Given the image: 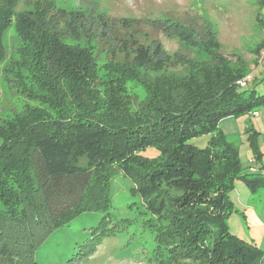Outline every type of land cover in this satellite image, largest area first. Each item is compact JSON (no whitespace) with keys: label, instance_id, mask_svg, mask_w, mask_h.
I'll return each mask as SVG.
<instances>
[{"label":"trees","instance_id":"16d2710c","mask_svg":"<svg viewBox=\"0 0 264 264\" xmlns=\"http://www.w3.org/2000/svg\"><path fill=\"white\" fill-rule=\"evenodd\" d=\"M16 4L0 0V73L10 93L28 103L0 123V264H36L47 238L87 212L102 217L95 232L111 235L117 172L156 216L146 225L158 264H264V251L227 225L235 182L255 190L264 187V173H244L239 148L219 128L224 118L260 111L264 93L247 88L251 70L239 57L234 65L225 59L211 26L202 33L177 22L166 26L187 45L203 44L207 59L188 60L184 72L166 71L135 41L129 44L134 57L124 47L121 59L100 69L91 41L110 40L104 18L91 31L88 10L37 0L17 12ZM256 20L264 31L263 17ZM12 22L15 38L8 45ZM263 48L264 40L255 54ZM130 82L142 87L143 100L128 94ZM250 132L261 158L259 133L252 126ZM201 136L209 139L199 149L190 141ZM148 149L156 156L141 155Z\"/></svg>","mask_w":264,"mask_h":264},{"label":"rangeland","instance_id":"374dc122","mask_svg":"<svg viewBox=\"0 0 264 264\" xmlns=\"http://www.w3.org/2000/svg\"><path fill=\"white\" fill-rule=\"evenodd\" d=\"M37 0H17V12L31 9ZM46 1V0H43ZM59 8L67 11L88 10L94 22L93 30L102 19L112 27L110 40L92 39L93 56L100 67L124 56V47L129 48L130 57L135 56L136 48L130 47L135 41L150 54H155L165 63V70L175 73L184 72L188 60L207 59L202 45H187L166 26L177 22L184 26L204 32L210 25L216 36L220 53L230 64L243 61L251 73L255 72L248 89L264 93V48L260 55L254 49L264 40V31L257 25V17H263L264 6L260 0H54ZM91 13L92 16H91ZM169 21V22H168ZM14 22L6 32V43L12 44L15 38ZM169 27V26H168ZM166 29V30H165ZM74 45L85 44V40L70 41ZM122 47V50L119 49ZM260 63L259 65L257 64ZM257 66V67H256ZM255 68V70H254ZM164 70V69H163ZM104 80L105 74L99 71ZM250 77V74L246 77ZM245 78V77H244ZM243 78V79H244ZM127 92L136 96L138 101L145 97L144 90L134 82L127 84ZM28 103L21 97L13 96L7 89L0 73V123L11 119ZM261 115V116H260ZM260 118L264 113H259ZM257 116L240 115L224 118L219 128L228 140L239 148V158L244 173L250 168L258 172L264 170V132H258L257 146L261 158L250 146V119ZM264 131V130H263ZM209 136L197 137L190 143L202 149L206 147ZM155 150L148 149L142 156L155 157ZM134 184L121 172L111 181L113 214L108 222L111 235L101 236L95 232L101 215L85 213L68 225L56 229L36 253V264H158L154 255L153 233L146 225L156 216L145 210L142 198L131 194ZM232 202V212L227 218L231 234L254 244L264 251V187L252 190L242 180L235 182L228 192Z\"/></svg>","mask_w":264,"mask_h":264},{"label":"crops","instance_id":"0c3cea01","mask_svg":"<svg viewBox=\"0 0 264 264\" xmlns=\"http://www.w3.org/2000/svg\"><path fill=\"white\" fill-rule=\"evenodd\" d=\"M257 67V66H256ZM254 70H255V68H254ZM254 75H255V72H253L252 73V76L254 77ZM261 116V115H260ZM260 116H257L254 120L255 121H252L251 119H250V126H252L254 129H255V131H257V132H260L261 130V132H264L263 130H264V119H263V116L260 118ZM264 173V170H262L261 172H258L257 171V169H251L250 168V173Z\"/></svg>","mask_w":264,"mask_h":264},{"label":"built area","instance_id":"2783aa9c","mask_svg":"<svg viewBox=\"0 0 264 264\" xmlns=\"http://www.w3.org/2000/svg\"><path fill=\"white\" fill-rule=\"evenodd\" d=\"M249 79H251V77H245L244 79H242L240 82H239V85L241 86V87H243V86H245V84L249 81ZM259 113H264V107H262L261 109H260V111H258V110H255V111H253L252 112V115L253 116H258V114Z\"/></svg>","mask_w":264,"mask_h":264}]
</instances>
